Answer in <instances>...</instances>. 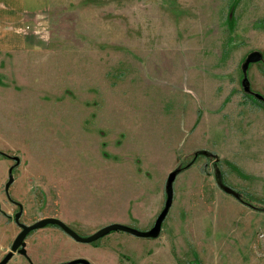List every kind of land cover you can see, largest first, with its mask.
Returning <instances> with one entry per match:
<instances>
[{"label":"rangeland","instance_id":"1","mask_svg":"<svg viewBox=\"0 0 264 264\" xmlns=\"http://www.w3.org/2000/svg\"><path fill=\"white\" fill-rule=\"evenodd\" d=\"M253 51L264 95V0H0V261L20 232L9 199L24 224L148 231L186 166L161 238L47 225L7 264H241L244 243L256 257L264 212L216 183L219 168L264 209V106L241 86Z\"/></svg>","mask_w":264,"mask_h":264},{"label":"water","instance_id":"2","mask_svg":"<svg viewBox=\"0 0 264 264\" xmlns=\"http://www.w3.org/2000/svg\"><path fill=\"white\" fill-rule=\"evenodd\" d=\"M262 58H263V54L259 51H253L247 56V58L245 59V62L242 65V71L244 74V78L242 79V88H243V91L245 93H253L256 96V98L264 100V96L262 94L257 93V92L255 93L252 91L251 83H250V80H249L248 75H247V71L249 69L250 64L259 62L262 60ZM203 154L209 155V156L212 155V153L208 152V151H203ZM215 157H217V156H215ZM11 159L15 160L17 163H19V161H20L18 157H11ZM187 167L188 166L175 169L172 172H170V174L168 175L167 182H166V201H165L164 208L162 209V211L158 215L154 226L151 229H149L148 231H140V230L131 228V227L123 225V224L113 223V224L104 226L103 228H101L100 230H98L97 232L93 233L90 236L83 237V236H80L78 233H76L65 222H63L62 220H60L58 218H53V217L42 218V219L38 220L37 222H35L34 224H31V225H27V224L22 223L20 221V218H21L22 213H23L22 212V206H21V211L15 215V221L22 228V231L16 236L15 240L12 243L11 250L0 261V264H7L12 259V257L15 255V252L19 253L20 255L27 256L26 237L28 236V234L32 230L43 228L47 225H57V226L61 227L72 238H74L75 240H77L79 242H84V243L95 242L98 239L104 237L105 235H107L113 231H124V232H128L130 234H133V235H136L139 237H149V238L159 237L161 232H162L163 223H164L166 217L168 216V213L170 212V209L173 205L174 182H175L177 176ZM13 169H14V167H12L9 170V180L5 186V191L7 194H9V188L15 179L13 176ZM216 183H217V186L221 190H223L227 194L232 195L234 198H236L241 203L246 204L250 207L256 208V206H254V205H249V203H247V201H245L242 198V195L240 194V192L236 191L232 187L225 184L224 178H223V173L219 168H217V170H216ZM62 264H92V263L90 261H88L87 259L77 258V259H74L70 262H66V263H62Z\"/></svg>","mask_w":264,"mask_h":264},{"label":"crops","instance_id":"3","mask_svg":"<svg viewBox=\"0 0 264 264\" xmlns=\"http://www.w3.org/2000/svg\"><path fill=\"white\" fill-rule=\"evenodd\" d=\"M20 36H18V38H19ZM24 37V36H23ZM27 37V36H26ZM18 50H14V51H12V53L14 52H17ZM5 54H10V52H5ZM21 58H22V56H21ZM12 160V159H11ZM10 170V169H9ZM244 205H246V204H244ZM248 206V205H247ZM249 208H251V209H253V207H250V206H248ZM258 209V210H257ZM254 211H258V212H264V209H262V208H259V207H257L256 206V208H254ZM249 213H254V212H252L251 210H250V212ZM160 238L162 237V235L160 234V236H159ZM261 249V248H260ZM234 250V252L237 254L236 256L239 258V262L241 263V264H246L247 262H246V260H247V258H246V256H243V259H242V261L240 260V257H241V254L242 253H244V254H246V255H248V256H250V258H251V261L248 263V264H264V250H261L260 252H258L257 253V256L256 257H254V255H253V250H251L249 247H246V245H245V243L243 244V246H242V248H241V246H236V247H233V248H230V251H233ZM249 260V259H248Z\"/></svg>","mask_w":264,"mask_h":264},{"label":"flooded vegetation","instance_id":"4","mask_svg":"<svg viewBox=\"0 0 264 264\" xmlns=\"http://www.w3.org/2000/svg\"><path fill=\"white\" fill-rule=\"evenodd\" d=\"M262 60H263V58H262ZM262 60L261 61H259V62H262ZM259 62H256V63H259ZM251 64H254V63H251ZM250 64V65H251ZM250 67V66H249ZM241 86H242V80H241ZM243 89V88H242ZM251 89L253 90V88H252V86H251ZM253 92H254V90H253ZM245 93V92H244ZM256 93V92H255ZM245 96H247V98H248V96H252V97H254L256 100H258V101H260V106H264V100H262V99H258V98H256V96L253 94V93H245ZM264 96V95H263ZM248 101H249V99H248ZM251 102V101H250ZM252 104H254V105H259V104H256V103H252ZM212 158H214L215 157V154H213L212 153V155H210ZM16 162V161H15ZM18 163L16 162V165H17ZM12 168V167H11ZM10 168V169H11ZM12 205H14L15 206V208L17 209L16 210V212L14 213V221H15V215L17 214V213H19L20 211H21V204L17 201V199L16 200H8ZM24 210H23V206H22V212H23ZM23 214V213H22ZM43 218H47V217H43ZM54 218V217H53ZM21 219V218H20ZM40 219H42V218H40ZM39 219V220H40ZM15 223H16V221H15ZM17 224V223H16ZM27 225H29V224H27ZM31 225V224H30ZM19 226V225H18ZM19 228H20V232L22 231V228L19 226ZM61 228V227H60ZM19 232V233H20ZM12 246V245H11ZM10 250H11V248H10ZM9 250V251H10ZM15 254H19V253H17V252H15ZM24 257H27V256H24Z\"/></svg>","mask_w":264,"mask_h":264},{"label":"built area","instance_id":"5","mask_svg":"<svg viewBox=\"0 0 264 264\" xmlns=\"http://www.w3.org/2000/svg\"><path fill=\"white\" fill-rule=\"evenodd\" d=\"M260 237H261V238H263V237H264V234H263V233H262V234H260Z\"/></svg>","mask_w":264,"mask_h":264}]
</instances>
